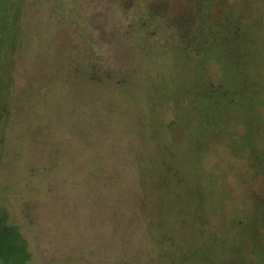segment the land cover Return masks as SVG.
<instances>
[{
    "label": "rangeland",
    "instance_id": "obj_1",
    "mask_svg": "<svg viewBox=\"0 0 264 264\" xmlns=\"http://www.w3.org/2000/svg\"><path fill=\"white\" fill-rule=\"evenodd\" d=\"M199 1L0 0L1 264H264V0Z\"/></svg>",
    "mask_w": 264,
    "mask_h": 264
},
{
    "label": "trees",
    "instance_id": "obj_2",
    "mask_svg": "<svg viewBox=\"0 0 264 264\" xmlns=\"http://www.w3.org/2000/svg\"><path fill=\"white\" fill-rule=\"evenodd\" d=\"M199 2L203 3L205 2V0ZM202 7H203L202 4L195 5L194 7L195 9L192 12L193 15L188 17L187 20L188 24H179V22L172 20V18H170L168 14L160 13L161 15H163L165 20L169 22L170 26L176 30L177 34H179L180 36H186V38L188 39V41H186L187 49L191 50L196 57L201 56L202 50H200L198 46H196L193 42L190 41V36H198L199 41H202L203 43L207 44L209 41L207 42L206 40H209L212 35V33L208 31H204L203 28L201 27L202 20L204 19V17L201 16V12H200ZM235 32L239 33L238 28L234 31V33ZM2 262L3 261L0 260V264Z\"/></svg>",
    "mask_w": 264,
    "mask_h": 264
}]
</instances>
